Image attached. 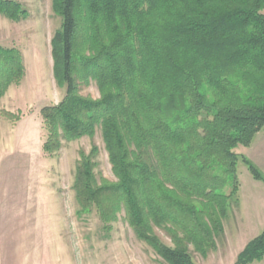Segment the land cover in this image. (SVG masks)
Masks as SVG:
<instances>
[{
    "label": "trees",
    "instance_id": "1",
    "mask_svg": "<svg viewBox=\"0 0 264 264\" xmlns=\"http://www.w3.org/2000/svg\"><path fill=\"white\" fill-rule=\"evenodd\" d=\"M52 10L61 18L53 76L66 92L41 110L43 152L99 127L116 181H97L96 146L82 152L73 183L80 210H94L107 229L123 211L167 264H194L190 245L206 257L238 192V163L264 182L235 152L264 128V0H52ZM25 14L0 0V16ZM24 74L20 52L0 46V98ZM76 80H93L100 99L79 96ZM260 261L264 229L235 264Z\"/></svg>",
    "mask_w": 264,
    "mask_h": 264
},
{
    "label": "rangeland",
    "instance_id": "2",
    "mask_svg": "<svg viewBox=\"0 0 264 264\" xmlns=\"http://www.w3.org/2000/svg\"><path fill=\"white\" fill-rule=\"evenodd\" d=\"M10 1L26 14L17 21L0 16V46L20 52L25 74L0 98V264L14 263L8 258L9 249H18L16 264H167L135 236L123 211L107 229L94 210H80L73 183L82 152L88 154L96 146L97 181H116L99 127L92 138L63 141L53 155L43 152L47 133L41 110L58 105L66 92L54 79L51 47L61 18L53 12L52 0ZM76 81L79 96L100 99L93 80ZM243 149L239 146L235 152L241 155ZM237 176L245 191L251 175L241 162ZM225 192H231V182ZM253 204L249 200L252 214ZM240 215L237 192L222 221L223 231L215 236V249L202 257L188 247L194 264H235L257 228L254 217L239 223ZM154 232L173 247L164 231L154 228Z\"/></svg>",
    "mask_w": 264,
    "mask_h": 264
},
{
    "label": "crops",
    "instance_id": "3",
    "mask_svg": "<svg viewBox=\"0 0 264 264\" xmlns=\"http://www.w3.org/2000/svg\"><path fill=\"white\" fill-rule=\"evenodd\" d=\"M241 155L252 162L264 176V128L255 135L250 146L244 147L243 154ZM247 180L248 181L245 191L243 190V183H239V205L242 214L240 215L241 218H239V223H241L245 217H254L255 224L253 226L257 228L256 231L252 233V237L255 238L264 229V182L254 180L252 176L251 179ZM249 200L254 201L253 207L255 210L253 211V214L248 212ZM252 239H250L249 241H251ZM7 255L8 258L10 256V261H14V263L16 264L15 257L16 255H18V249H9L7 251ZM14 263L8 262V264Z\"/></svg>",
    "mask_w": 264,
    "mask_h": 264
}]
</instances>
